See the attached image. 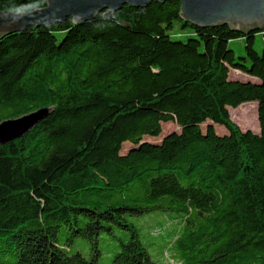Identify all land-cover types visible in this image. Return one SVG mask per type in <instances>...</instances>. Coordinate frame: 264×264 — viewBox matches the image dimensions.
<instances>
[{
  "label": "trees",
  "instance_id": "obj_1",
  "mask_svg": "<svg viewBox=\"0 0 264 264\" xmlns=\"http://www.w3.org/2000/svg\"><path fill=\"white\" fill-rule=\"evenodd\" d=\"M181 6L0 37V124L46 110L0 145V264H98L103 237L109 264H264V32L199 28ZM253 102L259 132L242 131L229 109ZM149 217L172 224L160 248Z\"/></svg>",
  "mask_w": 264,
  "mask_h": 264
},
{
  "label": "water",
  "instance_id": "obj_2",
  "mask_svg": "<svg viewBox=\"0 0 264 264\" xmlns=\"http://www.w3.org/2000/svg\"><path fill=\"white\" fill-rule=\"evenodd\" d=\"M46 7L24 12L13 23L12 17L0 15V37L29 27L58 24L72 18L77 24L104 13L112 19L124 6L145 8L152 3L169 0H45ZM180 17L199 28L230 26L235 31L261 30L264 32V0H181ZM46 115L41 110L20 119L0 124V145L25 136Z\"/></svg>",
  "mask_w": 264,
  "mask_h": 264
},
{
  "label": "rangeland",
  "instance_id": "obj_3",
  "mask_svg": "<svg viewBox=\"0 0 264 264\" xmlns=\"http://www.w3.org/2000/svg\"><path fill=\"white\" fill-rule=\"evenodd\" d=\"M232 47L236 51V55L240 56L244 54V43L242 41H235L232 43ZM264 47V41L262 35H259L256 39V49L258 51H261ZM230 77L232 79H240V80H246L247 77L243 76L241 73L236 71H231ZM231 114V119L235 124H237L242 131H254L259 132L260 125L258 121V109L257 105L253 103H248L245 106H240L237 109H229ZM219 134H223L226 132L225 128L223 127H215ZM181 131L180 127L175 122H169V123H163L162 124V134L158 138H152V137H145L143 140L144 142H151V143H159L162 141V139L173 132H179ZM131 148L130 144H125L123 152L126 153ZM145 225H144V232H143V238L145 241H148V239H155L157 246L160 248V245L163 242L164 235L167 234L168 231L172 229V224L165 225L162 227L161 224L156 223L153 217H149L145 219ZM159 227H162L159 228ZM166 237V236H165ZM100 248L102 251V255L99 259L98 264H109L110 258L112 253L114 252L115 244L111 240L108 239V237H103ZM149 253L151 256L156 259L158 250H155L153 248L149 249Z\"/></svg>",
  "mask_w": 264,
  "mask_h": 264
},
{
  "label": "clouds",
  "instance_id": "obj_4",
  "mask_svg": "<svg viewBox=\"0 0 264 264\" xmlns=\"http://www.w3.org/2000/svg\"><path fill=\"white\" fill-rule=\"evenodd\" d=\"M34 5L32 4H27L26 6H16V5H10L6 9H4L2 12H0V15L5 16V17H12V22H18L17 17L21 13L26 12L29 8L33 7Z\"/></svg>",
  "mask_w": 264,
  "mask_h": 264
}]
</instances>
